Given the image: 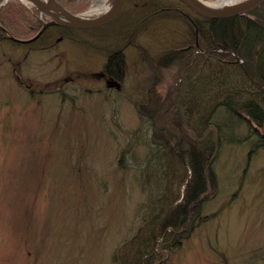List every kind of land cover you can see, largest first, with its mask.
Instances as JSON below:
<instances>
[{"label": "rangeland", "instance_id": "obj_1", "mask_svg": "<svg viewBox=\"0 0 264 264\" xmlns=\"http://www.w3.org/2000/svg\"><path fill=\"white\" fill-rule=\"evenodd\" d=\"M58 1L81 14L110 0ZM9 3L27 9L26 21H6ZM161 3L190 12L178 0ZM127 4L132 15L103 30L50 37L51 31L28 46L0 41V264H119L114 256L144 226L141 161L121 159L138 138L140 105L150 96L163 100L184 79L179 64L162 59L185 50L191 37L175 11L136 22L141 5ZM0 20L16 38L29 39L49 18L22 0H1ZM58 35L64 39L56 44ZM119 50L124 62L116 91L99 75ZM234 122L211 164L210 190L193 230L178 247L162 249L165 235L158 238L162 264H264V129ZM189 175L190 169L183 185ZM172 185L183 194L185 186Z\"/></svg>", "mask_w": 264, "mask_h": 264}, {"label": "trees", "instance_id": "obj_2", "mask_svg": "<svg viewBox=\"0 0 264 264\" xmlns=\"http://www.w3.org/2000/svg\"><path fill=\"white\" fill-rule=\"evenodd\" d=\"M137 1L141 8L137 6L136 22L144 17L143 13L155 14V18L162 20L164 11L173 10L187 21V34L191 37L185 50L170 51L162 59L164 63L179 64L180 71L186 68L184 79L176 78L173 91L163 100L156 102L150 96L140 105L142 126L135 135L138 138L126 144L127 151L121 159L134 160L135 164L141 161L139 181L148 193L145 208L149 211L138 235L114 259L119 264H162L154 246L165 235L162 249L167 244L178 247L193 230L201 217V200L210 190L211 164L223 140L233 133L230 130L236 124L234 120L239 118L240 123L264 129V3L250 16L206 19L166 7L163 0ZM3 11L2 16L8 15L6 21L11 18L12 25L30 16L19 4L9 3ZM0 23L3 41L8 38L6 26L1 20ZM6 29L11 34L14 31ZM195 50H200V54L195 55ZM231 52L243 59V64L232 61L236 59ZM119 61L123 65L122 56L112 55L106 67L112 69ZM260 142L264 145L263 136ZM141 145L146 148L144 153L139 151ZM189 169L184 194L173 192L172 184L177 183L180 189ZM158 205L164 210L161 207L156 211Z\"/></svg>", "mask_w": 264, "mask_h": 264}, {"label": "water", "instance_id": "obj_3", "mask_svg": "<svg viewBox=\"0 0 264 264\" xmlns=\"http://www.w3.org/2000/svg\"><path fill=\"white\" fill-rule=\"evenodd\" d=\"M40 12L48 15L52 21L44 23L43 28L40 32L45 30L50 25H63L72 28L78 29H87V28H95L106 24L113 20L116 16L121 12L125 0H113V4L110 10L97 18L93 19H81L77 14H74L67 9H65L58 1L51 0L49 2L43 0H29ZM184 5H186L190 10H192L195 14L200 17L206 19H223L229 18L233 16H246L255 11L258 7H260L264 0H244L242 2L233 4L226 8H211L202 4L200 0H180ZM55 9L62 12L63 15L67 17L68 22L62 21L56 15L52 9Z\"/></svg>", "mask_w": 264, "mask_h": 264}, {"label": "bare ground", "instance_id": "obj_4", "mask_svg": "<svg viewBox=\"0 0 264 264\" xmlns=\"http://www.w3.org/2000/svg\"><path fill=\"white\" fill-rule=\"evenodd\" d=\"M9 0H4V2H8ZM24 1L26 4H31L29 3V0H22ZM46 2H49L51 0H43ZM202 4L206 5L207 7H211V8H216V9H220V8H226L229 7L233 4L242 2L244 0H200ZM111 0L106 2H102L99 1L97 2L95 5H93L90 9H88L86 12H83L81 14L78 15L79 18L81 19H91V18H95L98 17L102 14H104L105 12H107L111 6ZM54 13L56 15H58V17L60 19H62V21L68 22L67 17L65 15L62 14V12H60L57 9H54ZM47 29L50 30H43L42 32H40L42 29L41 27L39 28V30H37L36 32V38L33 41V44L35 45L38 40H40L42 37H46L47 36V32L53 31L54 33L51 35V37L55 36V31L57 30V28L55 27V25L52 26H48ZM5 32H8V30L6 28H4ZM60 40V35L57 37L56 39V44L59 43ZM186 72V68L184 70H181V73H185ZM108 89H115L116 91H120L122 86H121V82H119L117 85L113 86V87H107ZM141 122V121H140ZM142 126V123H141ZM223 145V144H222ZM184 187V191L185 188L187 187V184L183 185ZM184 194V192H183ZM182 194V195H183Z\"/></svg>", "mask_w": 264, "mask_h": 264}, {"label": "flooded vegetation", "instance_id": "obj_5", "mask_svg": "<svg viewBox=\"0 0 264 264\" xmlns=\"http://www.w3.org/2000/svg\"><path fill=\"white\" fill-rule=\"evenodd\" d=\"M182 13H184L183 11H181ZM57 29H65L66 27H63V26H55ZM61 31H65V30H61ZM51 37V36H50ZM63 37L60 36V40L62 39ZM114 55H119L121 56L122 55V52H116ZM120 61L117 62L116 64V67L112 68V69H108L107 67L104 69L103 73H102V76L106 79V81L110 84V85H114L113 84V79L116 80V81H120V78L122 76V70H121V67H120Z\"/></svg>", "mask_w": 264, "mask_h": 264}]
</instances>
